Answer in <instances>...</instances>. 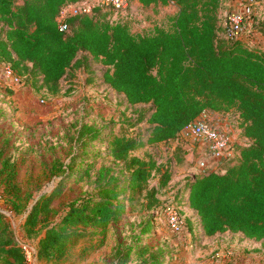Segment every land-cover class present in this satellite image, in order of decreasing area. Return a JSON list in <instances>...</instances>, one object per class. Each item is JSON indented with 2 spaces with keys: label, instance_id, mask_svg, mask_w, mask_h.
<instances>
[{
  "label": "trees",
  "instance_id": "1",
  "mask_svg": "<svg viewBox=\"0 0 264 264\" xmlns=\"http://www.w3.org/2000/svg\"><path fill=\"white\" fill-rule=\"evenodd\" d=\"M83 1L0 0V68L10 65L23 81L54 96L62 93L64 82L70 94L84 71L89 85L98 81L121 98L119 105L132 109L129 117L124 111L120 121L102 127L83 121L72 126L73 156L66 166H55V175L87 181V190L63 212L54 208L64 176L34 202L24 232L29 240L37 239V260L63 262L81 241L105 234L131 210H158L160 192L175 175L147 150L179 140L204 112L235 113L248 143L237 148L240 158L224 174L186 181L176 203L193 213L202 238L239 235L264 252V20L246 25V39L230 42L219 25L220 0H177L178 12L168 27L147 34L111 22L98 8L92 16L69 19V32H60V9ZM138 1L145 8L169 4ZM99 145L102 151L89 153L90 146ZM16 177L15 167L4 161V192L13 210L24 213L28 202L21 203ZM181 214L187 224L185 211ZM142 228L148 230L149 222ZM135 255L142 258L140 264H163L166 252L144 246ZM0 264H29L26 247L1 212Z\"/></svg>",
  "mask_w": 264,
  "mask_h": 264
},
{
  "label": "rangeland",
  "instance_id": "2",
  "mask_svg": "<svg viewBox=\"0 0 264 264\" xmlns=\"http://www.w3.org/2000/svg\"><path fill=\"white\" fill-rule=\"evenodd\" d=\"M220 2L218 16L221 29L225 28L227 15L233 11H247V29L254 21L264 20V0ZM129 4L128 11L105 12L111 22L127 24L135 34L150 33L155 27H168L169 18L178 12L175 2L149 8ZM246 28L244 39L249 34ZM87 79V73L81 71L71 86L70 94H67L69 86L64 82L62 93L54 96L33 87L26 79L22 85L12 86L0 78V170L4 161H9L15 167L21 203L25 205L28 202L24 213L13 210L10 203L12 198L4 192L0 179V212L6 217L19 243L26 247L29 264H46L37 260V239L29 240L24 232L25 220L34 202L53 191L64 176L63 194L54 202V208L63 212L69 202L87 190V181L76 183L63 173L55 175V166H66L73 156L72 126L83 121L102 127L106 123L120 121L124 111L127 117L132 114V109L126 110V107L119 105L120 97L99 86L98 81L89 85ZM198 144L194 139L182 136L177 141L147 150L155 154L161 164L171 167L175 175L172 184L161 190L159 198L164 209L174 206L180 207L181 212L185 211L188 221L183 237L169 230L162 206L149 213L136 208L120 224L112 225L105 234L81 241L66 260L52 264H140L142 258L135 252L144 246L151 251L164 250L166 256L163 264H264V252H256L260 244L230 233L204 239L200 236L193 213L186 211L182 203H176L178 186L194 176L202 175L198 170V157L194 153ZM89 149V153H97L103 150V146H90ZM138 155L143 156V152ZM233 165V162H229L221 167L226 171ZM156 185L155 179L152 186ZM146 222H149L150 228L143 231ZM188 225L193 229H189ZM93 247H97L94 252L82 255Z\"/></svg>",
  "mask_w": 264,
  "mask_h": 264
},
{
  "label": "built area",
  "instance_id": "3",
  "mask_svg": "<svg viewBox=\"0 0 264 264\" xmlns=\"http://www.w3.org/2000/svg\"><path fill=\"white\" fill-rule=\"evenodd\" d=\"M175 2L177 0H168ZM253 1V0H249ZM120 13L128 11L130 8L129 0H86L76 4L65 5L60 9L57 16V25L62 33L69 32V19L79 16H92L96 9ZM246 10L230 12L227 15L225 26V36L230 42L244 40L246 27ZM0 78L12 86H20L23 83L20 77L10 65L0 68ZM44 102V101H43ZM194 139L205 148L203 157L198 158V170L202 175L207 173L224 174L222 169L226 163L236 164L240 154L233 146L229 134L220 132L207 114L204 112L198 119L186 126L180 133V137ZM163 215L169 230L176 236L183 237L186 231V220L181 214L180 208L166 206Z\"/></svg>",
  "mask_w": 264,
  "mask_h": 264
},
{
  "label": "crops",
  "instance_id": "4",
  "mask_svg": "<svg viewBox=\"0 0 264 264\" xmlns=\"http://www.w3.org/2000/svg\"><path fill=\"white\" fill-rule=\"evenodd\" d=\"M132 5L144 7L138 0H129ZM154 6V5H152ZM151 7V6H150ZM145 8V7H144ZM149 8V7H148ZM209 118L213 122L214 126L222 133H227L230 135L233 146L237 149L240 145H245L248 143V140L242 136L241 130L238 128L237 115L235 113H208ZM216 119V120H215ZM195 155L197 157H203L205 153V148L199 143L198 147L194 149ZM198 161V160H197ZM173 181V180H172ZM172 182L170 183V185ZM184 184L178 186V189L181 190ZM190 212V211H188Z\"/></svg>",
  "mask_w": 264,
  "mask_h": 264
}]
</instances>
